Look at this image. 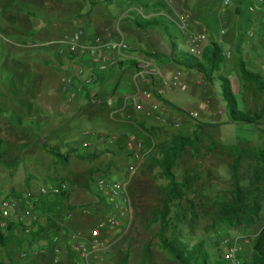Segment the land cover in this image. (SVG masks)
Listing matches in <instances>:
<instances>
[{
    "label": "rangeland",
    "instance_id": "rangeland-1",
    "mask_svg": "<svg viewBox=\"0 0 264 264\" xmlns=\"http://www.w3.org/2000/svg\"><path fill=\"white\" fill-rule=\"evenodd\" d=\"M166 1L175 11L179 24L178 28L173 24L168 25V31L179 39V52L193 56L190 53L191 36L205 34L202 48H206L212 41L218 42L226 57L219 71L213 73L212 82L202 72L196 71L194 89L191 82H185L191 88L189 92L183 91L184 83L181 82V87L176 86L178 93L173 94L172 91L168 94L181 108H186L189 101L193 105L197 104L195 112H191L197 116L185 113L189 118H178L172 129L163 127L164 131L158 133V143L150 146L156 148L139 163L128 156L131 154L129 149L119 151L117 145L120 141H125L121 144L126 147L128 141L135 140L144 147L148 146L142 140L127 135L123 122L116 121L125 118L127 110L119 116L111 117L105 104L108 98L106 95H109L106 89L100 91L101 101L97 103L93 101L82 105L79 97L70 98L71 77L75 71H81L83 66L69 59L61 60V64L56 57L52 58L51 63H46L45 61H49L47 54L37 51L46 46L49 48L46 51L52 50L54 45L51 42L72 34L79 26L94 29L93 22H90L91 15L98 7H93L92 0H0V110L5 111L0 114V140L3 142L1 151L4 152L7 163L17 165L13 172L0 165V185L8 190L7 183L13 184L9 189L11 193L7 196L13 199L16 197L13 188L19 184L20 176L27 175L29 164L44 161L43 163L48 164L49 171L51 168L55 170L54 174L64 167H56L58 163L51 161L38 149L43 137L49 146L58 148L61 153H64V144L76 149V143L81 146L84 143L91 144L82 148V154L90 153L95 147L99 148V144L103 147L98 150L111 158V152H122L125 157L123 160L127 161L120 166L123 170L114 168V160L109 162V157H105L100 161V168L84 167L86 171L80 170L82 173L86 172L88 180L73 176L67 181L70 187L78 189L82 186V191L86 184L95 194L96 181L100 175L95 176L94 182L90 178L110 163L109 167L112 169L103 171L107 174L105 177L116 178L126 184L132 201L131 222L126 225L123 223L122 230L111 239L112 246L98 253L103 260L101 264H121L126 255H129L128 264H178L159 244L156 236L159 224L151 223L152 211L163 201L164 188L168 182L157 165L156 158L160 157L161 148L176 135L192 137L196 133V146L187 147L174 167L177 179L187 182L188 188L183 206L172 208L171 215L175 221L165 234L171 236L174 232L190 246L202 243L209 255L210 264H226L223 260L226 243L238 242L243 247L244 260L251 264L253 240L264 225V178L259 182L256 180L257 170L261 169L264 160V89L253 82L242 80L239 59L242 57L245 65L264 79V13H261L264 12V7L260 13H250L246 4L239 15L236 5L225 8L223 0ZM101 6L103 3L99 7ZM112 8L114 12L110 22L118 17L122 18L120 22L127 20L129 11L123 14L124 3L113 1ZM76 22L78 23L75 24ZM104 22L105 19L102 20ZM53 23L59 24V35L53 39L39 40V30L44 25ZM115 23L113 21L107 24L114 32ZM119 30L122 31L121 28ZM160 31L172 43L167 32L163 28ZM116 32H119L118 28ZM49 33L43 30L39 36L47 37ZM127 41L130 40L127 38ZM43 43L50 45L35 49V44L40 46ZM156 54V59L165 63L162 67L170 65L172 70L180 69L175 62H170L171 58L167 55ZM194 56L200 58L201 55ZM175 58L181 57L172 56L173 61ZM84 74L85 70L83 76ZM88 76L89 73H86L85 77H81L82 81L85 82ZM220 77L227 78L230 84L235 97V109L252 118L260 115L256 123H230L229 113H224L226 103L221 98ZM113 101L117 102L115 96ZM198 102L206 103V109H201ZM209 108L222 112V115L217 113L218 118H214L217 122H210L206 118V110ZM93 115L110 118L112 123L94 125L91 123ZM97 128H101L98 133ZM65 132L68 135H64ZM160 146L162 147L159 148ZM38 156L39 159L36 158ZM234 161L237 162L243 208L253 209L250 213L252 221L247 220L243 209L235 206ZM91 163L92 161L87 165ZM78 164L85 165L76 161L75 165ZM79 193L78 200L83 198ZM94 201L98 207L94 209V213L90 207L85 209L93 214L79 213L89 217L87 220L79 219L78 232L83 236V241L91 237L97 219L108 211L103 201H98L96 197Z\"/></svg>",
    "mask_w": 264,
    "mask_h": 264
},
{
    "label": "crops",
    "instance_id": "crops-1",
    "mask_svg": "<svg viewBox=\"0 0 264 264\" xmlns=\"http://www.w3.org/2000/svg\"><path fill=\"white\" fill-rule=\"evenodd\" d=\"M113 1L124 3L125 11L123 14L129 11L127 20H122L120 22V19H122L121 17L113 20L116 22L114 25L116 31L117 28L119 31L113 32L116 35L121 33L126 38V40L127 38L130 40L127 42L130 46L129 55L131 60H142V62L146 64V68L141 69L137 65L135 68H131L126 71L112 70L105 75L103 81H100L96 84H87L85 90H83L81 85L77 83L80 82L83 84L84 82L82 81L81 77H85L86 73L88 72H85L83 76L79 74L80 70H77L71 77V81L73 83L72 89L74 88L76 91L79 89L83 90L79 94L77 93L78 95L76 96L77 98L79 97L82 99V105L93 102L95 98H101V95H99L100 91L106 89L109 92V95H106V97L113 100V97L115 96L117 102L114 104L116 107L127 110L125 118L116 120L118 122H123L122 125L127 135H131L135 139L142 140L147 145L150 140H152V143H158V133H160V131H164L163 127L166 129H172L174 123L179 120L178 118H189L185 113L191 114V112H195L194 108L197 104L193 105L189 101L186 104V108H181L169 98L168 94L172 91L173 94L178 93L179 90L176 88V86H180L179 83L181 82L182 84L184 83L183 91L189 92L191 88L189 83L186 84L185 82H191V84H193L192 88L194 89L196 82V75L194 72L197 70L189 69L177 63L183 62L185 54L179 52V48L177 47L179 39L174 37L172 32L165 30L172 40V43H170L169 40H166V38L163 37V34L160 31L162 27L150 28L146 31H142L134 26V20L137 19L135 11L143 16H154V11L157 9V7L154 8V6L159 0L143 1L144 4L149 5V8H141L143 10L136 9L135 5L128 4L126 0H92L93 7H98L95 10L96 13L94 11V13L91 15L90 22H93L94 29H91L87 26H79L78 29L84 28L94 33H102L104 29L107 28L113 30L112 27L109 25L107 26L108 23L110 24L113 22H110L112 19V13L114 12L112 8ZM101 3H103V6L99 7ZM173 13L175 14L174 10ZM103 19H105L104 23H102ZM77 23L78 22L75 24ZM58 25L59 24L56 25L54 23L44 25L40 30L38 27L39 33L37 38L43 41L57 37L60 32L58 30ZM119 28H121L122 31H120ZM43 30H46L48 33L50 32L47 37L39 36L40 32ZM40 45H42L43 48V45L46 44L43 43ZM45 49L49 48L46 46ZM45 49L43 48L37 51L47 54L46 56H48L49 61H45L46 63H51V61H53V57H56L57 60H60L55 47L49 51H46ZM156 53L161 54L162 56L167 55L169 59L171 58L170 62H175L177 67L180 69H177V71H175V69L172 70L170 69V65H165L162 67V64L165 63L159 59H156ZM149 54L155 56L151 57ZM177 55H180L181 58H175V61H173L174 59H172V56ZM164 59H166V57ZM60 63L62 64L61 60ZM153 67L160 70L159 77L152 74ZM65 88L66 84L64 79V92L66 90ZM145 91L149 92L151 96L148 97L144 95L143 92ZM162 98L171 102L180 110L164 104L161 101ZM199 104L201 109H206V103ZM217 113L218 110L209 108V110H206L205 115L206 118H209L211 122L212 120L215 121L214 118H218ZM224 113L228 115L227 108ZM218 114L222 115V112ZM104 122H109L110 124L112 123V120L110 118H104L102 115H93L91 123L94 125ZM100 130L101 128H97L96 132L98 133ZM64 135H68V132H65ZM65 139L66 138H64V141ZM45 145L49 144L43 137L42 140L39 141L38 149L43 152V155L49 157L51 161H56L58 163L56 167H64L60 168L59 172L54 174L55 170L53 168H51V171H49L48 164L43 163L44 161H39L34 164L32 163L31 165L29 164L30 168L27 175H23V177L20 176L19 184L13 188L16 192V197L13 198V200L18 202L17 206L11 209L9 217H2L0 212V235H8L9 230H12L13 234L12 238L8 242L2 243V241H0L1 264H75V260L79 258V254L74 247V241H83V236L78 232L79 219L84 218V220H87V218H89L88 216L79 213L84 212L86 214H93L95 212L94 209L98 208L94 201L95 194L94 192L90 191L89 186L86 184L84 185V191H82V186L80 187L81 189L71 186L70 190L68 191V196L59 201V199L52 197L50 194H42V189L49 188L60 182H66L69 185L67 181L73 176L84 179V181L88 180L89 177L86 178V172L82 173L80 170L83 169L84 171V167H87V169L91 167H94L95 169L100 168V161L105 157H109V162L112 159L114 160L112 166H114V168L117 170H123V167L120 168V166H123L127 163L126 160H123L125 157L123 156L122 152L111 153L110 155H113V158H111V156H108L107 153H103L101 151V147L103 146L100 144L99 148L94 146L95 148H93L95 150H92L90 153L88 152V154H86L94 156L85 159L79 157V155L83 153L81 152V144L76 143V149L79 151H76L77 153H74L75 149H71L64 144V153H61L64 154V156H67L64 161H59L57 157L50 154L45 148ZM2 153L4 155V152ZM39 157L40 156L36 158L39 159ZM76 161L83 162L85 165H75ZM90 161H92V163L87 165ZM109 164L106 168H101V170L95 172L93 174L94 176L90 178L91 181L94 182V178L97 174L100 175V177H105L107 174H104L103 171L106 172L110 170V168L112 169V167H109ZM0 165L4 166L10 172L15 171L17 167V165L10 164L9 162L7 165ZM42 170H44V172H41ZM80 172L82 174H80ZM7 184V187H5L8 190H5L4 186L1 187L0 185V207L4 200L12 199L10 197L7 198V196L11 193L9 189L13 186V184ZM79 192H81L83 198L78 200L77 195L80 194ZM28 202H36V206L31 213H27V210L29 209ZM70 207H72V209H69ZM88 207H90V210H93V213L85 211V209ZM30 234H34V238H32ZM87 238V240L90 239V237ZM96 257L97 256L92 258L93 262L96 261Z\"/></svg>",
    "mask_w": 264,
    "mask_h": 264
},
{
    "label": "trees",
    "instance_id": "trees-1",
    "mask_svg": "<svg viewBox=\"0 0 264 264\" xmlns=\"http://www.w3.org/2000/svg\"><path fill=\"white\" fill-rule=\"evenodd\" d=\"M99 1V0H98ZM109 1V0H106ZM128 4L135 5L136 9L143 10L141 8H149L148 4H144L143 1L145 0H126ZM94 4V3H93ZM245 2L243 0H239L236 3L237 12L239 15L242 14L243 6ZM157 7V9L154 11V16H143L137 11H135V15L137 16V19L134 20V26L137 29H140L142 31H146L150 28H160L162 27L164 30L168 31V25L173 24L176 27H179V24L177 22V19L173 13L172 8L167 3L166 0H159L154 8ZM168 17H171L172 19H169ZM225 54L222 50V48L219 46L218 42H210L209 45L203 49L202 54L199 57L197 56H189V54H185V58L183 62H177L181 66L187 67L189 69H196L198 72H202L204 74L205 78L212 82V75L214 72L219 71V67L222 62L225 60ZM71 58V57H70ZM73 59V58H71ZM138 65V62L136 60H126L120 62L117 66H114L110 69L109 72L112 70H121L126 71L131 68H135ZM239 67L242 74V80L245 82H253L257 84L261 89H264V79L263 77L253 70L249 69L243 60L242 57L239 59ZM107 72V73H109ZM106 73V74H107ZM103 74L97 78V80L94 82V84L103 81L105 78V75ZM222 80L221 83V96L223 100L226 103V108L230 116V123H248V124H254L258 119H260V115H255L252 118L246 113H242L239 110L235 109V97L232 94L230 84L225 77H220ZM83 90H85L86 85H82ZM87 93V92H85ZM96 99V98H95ZM94 99V100H95ZM161 101L164 104L169 105L172 108L180 110L178 107L173 105L171 102L167 101L166 99L162 98ZM5 111L0 110V114L4 113ZM125 143V141H120L118 143V149L119 151H124L126 149L125 145H122L121 143ZM197 142V135L196 133L190 137L183 136L182 134L176 135L171 142L166 144L165 146H160V157L156 158V163L163 172V175L167 179V185L164 188L165 196L163 201L161 202L160 206L155 208L152 212V224H159V230L156 233L157 238L159 239V244L161 248H163L167 253L178 262V264H210L209 262V255L202 243L190 246L187 244L185 240L178 237L174 232L171 236H166V232L169 228H171L173 222L175 221V218L171 215L172 208L178 207L180 208L183 206V203L186 201V188H188L187 182H180L176 174L174 172L175 164L179 158L180 155H182L187 147H195ZM2 141L0 140V164L7 165V161L4 159V155L2 153ZM152 144V140L148 142V146L145 147V149H155L150 148ZM45 148L47 151L58 158L59 161H64V159L67 158V156H64V154H61L60 150L56 147L45 145ZM75 152L78 151L77 149L74 150ZM114 152V151H113ZM111 152V153H113ZM116 153V152H115ZM93 157L94 155H86L81 154L79 155L80 158H88ZM130 157V154H128ZM151 156V155H150ZM149 156V157H150ZM262 157V156H261ZM262 167L260 170H257L256 180L259 182V180H262L264 178V160H262ZM237 162L234 161L232 164V169L234 171V181H235V194H236V200H235V206L239 207V209H243L246 213L247 220L252 221L250 213L253 210L252 208H243L244 207V201L241 197V191H240V184L237 176ZM256 182V181H255ZM68 196V191L64 192L61 196L56 197V199H59L61 201L65 197ZM58 201V202H59ZM34 207L36 206V202L33 203ZM69 209H72L70 207ZM32 238H34V234H30ZM12 230H9V234L6 236L0 235V241L2 243L8 242L12 238ZM128 258L129 255H126L124 259L122 260L121 264H128ZM1 264V263H0ZM251 264H264V226L261 228L257 236L253 240L252 245V258H251Z\"/></svg>",
    "mask_w": 264,
    "mask_h": 264
},
{
    "label": "built area",
    "instance_id": "built-area-1",
    "mask_svg": "<svg viewBox=\"0 0 264 264\" xmlns=\"http://www.w3.org/2000/svg\"><path fill=\"white\" fill-rule=\"evenodd\" d=\"M239 0H223L225 8L236 5ZM245 5L248 4L250 13L261 12L264 7V0H243ZM264 13V12H261ZM172 19L171 17H168ZM206 35L191 36L190 38V53L193 55H201L203 48L202 43L205 41ZM59 55L60 60L69 59L79 62L83 69L80 75L85 72L89 73L86 81L79 85L93 84L97 78L106 74L114 66L120 62L131 60L129 51L130 46L123 36V34H114L112 29H104L102 33L90 32L87 29L79 28L72 34L62 36L56 41L51 42ZM46 45H50L46 44ZM35 49L38 46L34 45ZM73 59H71V58ZM139 68H146V64L142 61H137ZM154 76H160L158 68H152ZM73 86L72 81L70 80ZM83 89V87H82ZM71 91L70 98H75L83 90ZM78 93V94H77ZM144 95L150 97L151 94L147 91ZM101 101V98H96L95 103ZM105 104L109 108L111 117H116L124 113V108H117L111 98H106ZM197 116L196 114H192ZM91 146L89 143H84L81 147L87 148ZM126 148L130 150V157L136 159L139 163L143 162L146 155L150 154L152 149H145L141 143L135 140H130L126 143ZM95 184V183H94ZM95 197L98 201H103L107 206L108 211L103 213L97 219L96 226L92 231L91 237L87 241H74V247L78 251L79 258L75 260V264H101V256L98 253L101 250H108L112 244L114 236H117L122 230V224H130L132 217V201L124 182L116 179H107V177H100L96 181ZM70 186L66 182H60L49 188L42 189V194H50L52 197H59L64 192L69 191ZM29 209L27 213H31L34 209L33 203L28 202ZM17 206V202L13 199H6L2 202L0 212L2 217H9L12 208ZM116 240V239H115ZM112 241V242H110ZM97 256L96 261L92 258ZM223 260L226 264H247L243 258V247L238 242L226 243Z\"/></svg>",
    "mask_w": 264,
    "mask_h": 264
}]
</instances>
